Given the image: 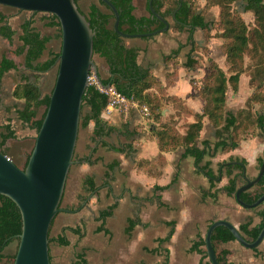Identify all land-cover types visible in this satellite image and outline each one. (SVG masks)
Masks as SVG:
<instances>
[{"label":"trees","instance_id":"1","mask_svg":"<svg viewBox=\"0 0 264 264\" xmlns=\"http://www.w3.org/2000/svg\"><path fill=\"white\" fill-rule=\"evenodd\" d=\"M110 1L119 11V29L125 33H146L164 26V23L150 11V0H147L149 15L141 16H137L134 13V0ZM165 1L152 0V6L164 17L167 15L172 16L175 13L174 27L179 31L186 29L190 40L193 39L196 29L205 31L212 29L213 24L207 20L206 14L209 7L218 6L220 9L218 23L222 26L220 31L224 37L222 46L227 62V69H223L215 60L208 59L201 83H195L196 94L204 102L203 109L200 112L193 113L195 118L193 122L181 125L177 124L174 116L166 117L164 115V110L168 105H171L177 113H191V110L181 97L167 92V87L172 83L174 80L172 78H175L177 74L176 68L174 67L173 71L167 73L169 80L164 83L155 75L150 67L142 66L138 61L139 48L127 44V38L114 29L115 14L102 0H99V3L104 6V9L97 3H92L89 6L88 13L80 10L86 15L91 27L95 31L94 55H99L106 62V71L109 76L104 78L98 72L101 85L106 87V85L110 84V87H114L128 102L136 103L140 110L147 108L149 124L150 126H155L152 134L158 143L160 153L155 160H137L136 166L149 173L154 172L158 169V164L164 162V152L184 148V155L194 157L200 168L210 178L214 179L215 174L209 168V163L205 165L200 164L205 155L210 154L213 156L218 150L234 149L240 144L241 140L255 135L258 129L264 130V116L258 115L255 111L257 104H264V0H243L245 11H252L255 17V25L252 28L240 14L234 11L233 5L238 0H207L204 8L197 6L195 0H175L173 7L162 10ZM44 19L48 26L58 28V36L61 38L58 18L53 14H48ZM34 22L33 18L23 19L19 32L12 27L10 16L3 10H0V36L10 45L12 52L10 56L8 53L4 54L0 60V83L1 78L6 72L10 70L23 71L21 82L16 84L12 90V96L17 101L13 106L15 116L7 118L6 122L1 126L0 151L6 155H9L7 143L10 139L18 137L12 123L14 118L36 129V132L40 129L49 105L51 93H44L40 74L50 70L55 65L60 54V50L57 52L51 50L49 57L41 60L51 37L43 34L34 25ZM173 53L175 54L174 57H177V50ZM246 54H250L253 60L249 81L252 92L242 109L237 113L228 112L226 108L228 89L231 87L236 91L241 74L250 70H247L248 65L245 64ZM19 58L21 59L20 62L18 61ZM166 58L169 61L172 59V56L170 55ZM197 63L196 59L190 58L185 66L188 69H196ZM174 66H177V61L174 62ZM109 98L110 96L102 91L96 83L88 84L83 96L80 129L87 128L91 122L94 123L93 131L89 136V148H92L93 145L101 144L126 156H133L137 151L133 141L140 134L141 127L138 125L134 129H130L128 120H124L122 125L117 126L110 124L108 120L104 119L102 113L109 103ZM1 99L0 90V102ZM41 106H45V108L41 117H39L38 110ZM85 106H87V110H85ZM129 115L130 112L127 115V119ZM205 116L209 118L215 127L216 138L218 140L213 144L209 141H203V146L201 147L196 145V143L202 130L203 118ZM113 132H117L128 141L131 140V142L118 145L109 143L104 138H108ZM32 149L33 146L28 150L22 164L11 159L21 169H24ZM74 159L80 163H88L90 165L96 161L92 158V155L76 158V152ZM119 164L120 161L116 160L108 168L109 170H113ZM229 168H232L231 165ZM229 171L231 172V170ZM106 178H109V175ZM107 183L108 181L104 182V185ZM84 187L89 193L97 190L98 187L93 176H87L84 179ZM225 188L229 195L235 196L237 186L234 180H231ZM263 193L264 177L261 179L256 190L243 192L241 197L247 202H254ZM117 204L118 201L100 211L99 219L102 220V224L98 228L99 230L105 229V220L112 215ZM80 207L81 205L77 207L73 206L70 208V211H76ZM260 216L262 220L258 226L250 227L251 222L240 225V232L248 240L256 239L261 228L264 226V209L260 211ZM54 221L51 224L50 232ZM136 223L137 220L130 218L129 227H134ZM66 230L79 235L83 234L82 227L79 225L76 227L66 226L57 237H51L49 232V244L52 241H56L61 245H68L70 241L65 235ZM21 231L22 218L18 206L8 196L0 194V262L9 258L12 261L14 260L16 251L11 254L5 253V248L13 241H16L17 250ZM172 232L173 230L169 233L166 240L171 237ZM230 240H235V237L226 226H218L212 234L214 247L218 243ZM193 248L202 255L201 264H211L210 260H206L208 256L205 248V239L202 236L198 237ZM229 254V250H222L218 253L217 258L219 263L234 264L230 261ZM72 264H88L85 254H78L77 259Z\"/></svg>","mask_w":264,"mask_h":264},{"label":"crops","instance_id":"2","mask_svg":"<svg viewBox=\"0 0 264 264\" xmlns=\"http://www.w3.org/2000/svg\"><path fill=\"white\" fill-rule=\"evenodd\" d=\"M136 2L134 0V13L137 16L146 15L138 14ZM194 34L192 40L189 39V33L184 41L176 39V36L168 39L167 34H161L159 38L151 39L152 42H145L144 46L132 44L139 48V63L142 54L147 52L151 64L141 65L150 67L164 83L169 80L167 73L173 71L174 62L180 59V67L176 68L177 74L172 78L174 80H171L167 92L181 97L191 113H177L171 105L164 110V115L174 116L178 125L193 122V113L202 111L204 106L202 98L196 94L195 83L199 82H192L194 79L199 80L203 71L200 67L186 70L185 64L190 58L204 61L205 56L195 45L198 43L209 47L210 42L195 38ZM176 50L177 57H174L173 52ZM170 55L172 59L167 61L166 57ZM220 66L227 69L226 65ZM22 72L10 70L1 78L0 127L7 118L14 116L13 106L17 101L12 96V90L21 82ZM101 75L104 78L109 76L106 68ZM247 79V76L241 75L238 89H228V112L237 113L245 106L252 92ZM121 109L119 106L111 111L104 110L102 117L117 126L128 120L130 129L139 125L140 134L133 141L137 151L133 156H126L101 144L89 148V136L94 123L89 124L79 157L92 155L96 161L90 165L76 160L78 167L74 177L80 179L81 183L76 191L71 185L70 192L66 185L62 198L66 204L62 205L61 202V210L52 226V231L55 229L56 232L54 235L50 232V236L57 237L64 227L77 225L82 227L83 234L66 230L65 235L70 241L68 245L54 241L57 243V264H72L80 253L85 254L88 264H201L202 255L194 250L193 245L199 236L205 239L206 231L214 220H228L239 230L240 225L247 222H251L250 227L261 223L260 211L264 209V201L254 208L243 207L235 196L228 194L225 187L231 180L235 181L237 187L244 183V170L248 178L257 176L264 159V130L258 129L255 135L241 140L234 149L218 150L213 156L205 155L200 164L209 163V168L215 174L214 179L200 168L194 157L184 155V148L164 152V162L149 173L139 169L136 161L155 160L159 155L160 149L152 134L155 126H150L147 116L140 110L132 111L127 119L129 113L122 114ZM255 111L264 116V104H258ZM104 139L116 145L131 142L117 132ZM217 140L216 129L205 116L196 145L202 147L203 141L213 144ZM9 155L13 156L12 153ZM116 160L120 164L109 170L108 166ZM108 175L109 178H106ZM87 176L94 177L98 187L95 192L86 191L84 179ZM106 181L108 183L104 185ZM257 188L255 186L254 190ZM116 201L118 204L114 212L105 220V229L99 230L102 224L100 211ZM79 205L81 207L78 210L70 211L71 207ZM130 218L137 220L132 228L129 227ZM172 230L171 237L166 240ZM215 250L217 254L229 250V259L234 264H264V239L256 248L245 247L235 239L216 244ZM50 256L51 264H54L55 253L51 248Z\"/></svg>","mask_w":264,"mask_h":264},{"label":"water","instance_id":"3","mask_svg":"<svg viewBox=\"0 0 264 264\" xmlns=\"http://www.w3.org/2000/svg\"><path fill=\"white\" fill-rule=\"evenodd\" d=\"M102 1L115 14L114 29L126 38L156 35L171 28L168 19L153 8L150 0V11L164 26L146 33H125L119 29L120 14L116 6L110 0ZM0 4L53 14L60 23L61 48L55 63L58 65L57 75L26 167L21 169L9 155L0 151V194L15 202L22 218L13 264H51L50 227L61 210L68 175L76 162L83 96L92 71L101 84L94 61L95 31L76 0H0ZM108 87L110 84L106 85ZM243 175L245 182L237 187L236 201L246 208L257 207L264 201V193L254 202L243 200L241 194L253 191L261 182L264 159L256 177L248 178L246 170ZM218 226L229 228L235 239L248 248L258 247L264 239V226L256 239L248 240L230 221L214 220L205 235L206 253L211 264H220L212 242V234Z\"/></svg>","mask_w":264,"mask_h":264},{"label":"rangeland","instance_id":"4","mask_svg":"<svg viewBox=\"0 0 264 264\" xmlns=\"http://www.w3.org/2000/svg\"><path fill=\"white\" fill-rule=\"evenodd\" d=\"M137 2V7H138V14L140 13H144L146 15H149L148 9H147V0H136ZM174 1L175 0H166L165 1V5L162 8V10H166L167 8H171L174 5ZM78 5L80 7V9L84 12V13H88L89 12V6L92 3H97L100 7H102L104 9V6L101 5L99 3V0H77ZM207 0H195V4L197 6H199L200 8H204L206 6ZM234 11L237 14H240L241 17L245 20L246 23L249 24V26L252 28L255 25V17L252 11H245V3L243 2V0H238L234 5H233ZM0 10H3L6 14H8L10 16V23L12 25V27L20 32V24L23 21V19L25 18H33L35 20L34 25L45 35H48L51 37L48 45H47V49L45 50L41 60H45L46 58L49 57V52L51 50L53 51H59L61 48V38L58 36L59 35V30L57 27H51L48 26L46 24V20L44 19L46 16H48L49 13H45V12H32V11H28V10H19L17 8L14 7H10V6H5V5H1L0 4ZM219 7L218 6H212L209 7L207 14H206V18L209 22H211V24H213L212 29H210L209 31H205V30H201V29H196L195 31V38H202L203 40H205L206 42H210L209 47L208 46H201L198 43L195 45V48L198 49L199 51L202 52V54L205 56V60L201 61L200 59H196L197 60V68L200 67L203 71H205V66L206 64H208V59L211 58L213 60H215L219 65H226L227 66V62L225 60V56L223 53V42H224V37L221 35V24L219 25L218 23V19H219ZM167 19L171 24V28L163 33H159L156 35H153L152 37H149L150 39L145 40V38L143 37H131V38H127L126 42L129 45L132 44H137L139 46H144L145 42H150L149 40L154 39V38H159L161 36V34L164 35H168V39H173L174 36H176V39L182 40L184 41L186 36L188 35V31L186 29H184L183 31H179L174 27V20L172 19L171 15H167ZM166 35V36H167ZM156 40V39H155ZM152 42V40H151ZM156 44L158 45V39L156 41ZM146 48H148V45H146ZM10 56L12 54L11 52V47L10 45H8V43L2 39V37L0 36V59L4 54H7ZM195 59V58H194ZM20 58L18 59V61L20 62ZM94 61L97 65L98 68V72H100L102 74V72L105 71L106 68V62L105 59L100 57L99 55H94ZM141 64L142 65H147V64H151L150 63V57H148L147 52H144L142 54L141 57ZM245 64L248 65V69H250L247 72L242 73L241 75L247 76V83L249 85V81H250V75L252 73V68H251V64H253V60L251 58L250 54H246L245 55ZM175 68H179L180 67V59L177 61V66H174ZM57 69H58V65L55 64L53 65V67L46 71L43 72L42 74H40V81L42 83V88L44 93H50L54 83H55V79H56V75H57ZM189 70V69H186ZM203 77V76H202ZM202 77H200V79H194V81H198L200 84ZM90 83H97V78H96V74L94 73V71L91 72V79H90ZM250 86V85H249ZM264 89V88H263ZM258 105V104H257ZM256 105V106H257ZM255 106V108H256ZM121 111L122 114L125 113H132V111L134 110H140L139 107H137V105H134V103L132 102H128V103H124L121 104ZM45 106H41L38 110L39 112V117H41V114L44 111ZM85 110H87V106H85ZM140 112H143L145 114V116H147V113L145 110H140ZM15 116V114H13ZM13 126L15 128L16 134H17V138L15 139H10L8 144V149H9V153H12L13 156L11 157L15 162L22 164L26 154L28 153V150L34 146V142H35V136L37 134L36 129L31 128L27 125H25L24 123H22L20 120H18L17 118H14L13 121ZM2 130V127H0V131ZM88 128H83L79 130V136H78V140H77V146H76V158L79 157V155L82 153V143L84 141V137H86V133H87ZM78 166L75 164L71 167L69 175H68V179H67V183L68 184V191L70 192V186L72 185L73 187H75V191L78 189L79 184L81 183L80 179H77L76 177H74V172H77V168ZM65 205L66 202L62 201V205ZM60 220V219H59ZM54 228V227H53ZM52 228V229H53ZM51 229V235H54V233L56 232L55 229L52 231ZM16 246H17V242L13 241L12 243H10L6 248H5V253H14L16 251ZM56 246L57 243H55L54 241H52L50 243V248L53 251V253H55V260H54V264H57V260H56ZM0 264H13L12 259H5L2 260L0 262Z\"/></svg>","mask_w":264,"mask_h":264},{"label":"built area","instance_id":"5","mask_svg":"<svg viewBox=\"0 0 264 264\" xmlns=\"http://www.w3.org/2000/svg\"><path fill=\"white\" fill-rule=\"evenodd\" d=\"M90 79H91V77H90ZM97 82H98V79H97ZM97 85L102 91H104L105 93H107L110 96L109 103H108L105 110L111 111V110L121 106V104L128 103V100L122 94L117 92L114 87L106 88V87H103L99 82ZM134 105H135V103H134ZM144 110L146 111V113L148 112L147 108H144Z\"/></svg>","mask_w":264,"mask_h":264},{"label":"flooded vegetation","instance_id":"6","mask_svg":"<svg viewBox=\"0 0 264 264\" xmlns=\"http://www.w3.org/2000/svg\"><path fill=\"white\" fill-rule=\"evenodd\" d=\"M181 1H182V0H181ZM174 14H175V13H174ZM174 14L172 15V19H173V20H175V18H174ZM166 18H167V16H166ZM2 39H3V38H2Z\"/></svg>","mask_w":264,"mask_h":264}]
</instances>
